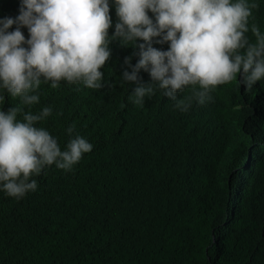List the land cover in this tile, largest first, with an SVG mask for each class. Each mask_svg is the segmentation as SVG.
<instances>
[{"label": "trees", "instance_id": "obj_1", "mask_svg": "<svg viewBox=\"0 0 264 264\" xmlns=\"http://www.w3.org/2000/svg\"><path fill=\"white\" fill-rule=\"evenodd\" d=\"M247 2L258 6L249 27L264 33V0ZM20 4L0 0V19L17 17ZM109 6L111 36L118 17L114 0ZM157 39L153 47L168 50ZM109 47L100 90L42 82L31 106L0 90L5 112L51 106L38 126L62 150L72 125L93 145L72 171L43 169L21 199L0 190V264H264V79L246 91L238 76L186 113L158 87L140 107L129 99L136 84L122 80L139 48ZM188 95L191 86L177 98Z\"/></svg>", "mask_w": 264, "mask_h": 264}, {"label": "clouds", "instance_id": "obj_2", "mask_svg": "<svg viewBox=\"0 0 264 264\" xmlns=\"http://www.w3.org/2000/svg\"><path fill=\"white\" fill-rule=\"evenodd\" d=\"M114 5L118 21L109 36V0H21L17 17L0 19V90L27 106L39 103L42 82L53 89L65 81L100 90L105 86L101 69L111 57L114 40L139 48L133 53L139 56L134 66L131 57L125 58L131 71L125 70L122 80L136 84L129 99L140 107L158 87L186 113L194 100L205 104L217 86L238 76L246 91L264 79V33L255 23L249 27L255 3L114 0ZM14 24L15 30L9 31ZM24 27L28 39L21 31ZM249 31L254 42L246 35ZM157 37L155 43H168V50L153 47ZM141 69L149 73L150 83L141 82ZM189 86L191 95L178 99L177 93ZM4 100L0 95V102ZM52 112L51 106L35 114L19 105L0 110V190L7 196L23 198L36 191L33 177L43 169L54 164L72 171L93 150L86 138L72 135L75 125L67 128L70 139L62 150L57 138L38 126Z\"/></svg>", "mask_w": 264, "mask_h": 264}]
</instances>
